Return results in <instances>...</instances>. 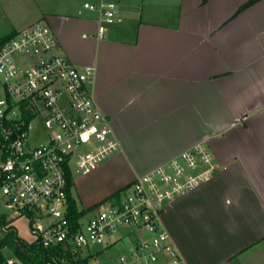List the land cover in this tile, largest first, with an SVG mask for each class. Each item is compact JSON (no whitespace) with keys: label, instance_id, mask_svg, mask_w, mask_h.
<instances>
[{"label":"crops","instance_id":"0c3cea01","mask_svg":"<svg viewBox=\"0 0 264 264\" xmlns=\"http://www.w3.org/2000/svg\"><path fill=\"white\" fill-rule=\"evenodd\" d=\"M51 1L0 0V9L4 36L44 19L75 67L95 68L94 99L119 149L73 181L77 208L203 142L218 171L167 205L163 227L186 264H264V0L237 15L248 0H141L137 12L116 8L103 39L97 13Z\"/></svg>","mask_w":264,"mask_h":264},{"label":"built area","instance_id":"2783aa9c","mask_svg":"<svg viewBox=\"0 0 264 264\" xmlns=\"http://www.w3.org/2000/svg\"><path fill=\"white\" fill-rule=\"evenodd\" d=\"M83 9L97 13L95 38L103 39L115 22V4L86 3ZM95 74L94 67L69 61L44 19L0 43V194L10 212L5 222L27 220L33 239L26 243L42 251L44 264H101L104 249L129 237L134 242L113 264H186L162 216L168 204L216 175L218 164L203 142L136 177L111 199L77 208L75 220L69 217V181L119 149L94 99ZM35 123L44 133L38 144L31 139ZM0 254L2 264H22L7 247Z\"/></svg>","mask_w":264,"mask_h":264},{"label":"rangeland","instance_id":"374dc122","mask_svg":"<svg viewBox=\"0 0 264 264\" xmlns=\"http://www.w3.org/2000/svg\"><path fill=\"white\" fill-rule=\"evenodd\" d=\"M43 2H48V6L51 8H55L54 3H52L51 0H41ZM100 0H70L71 4L78 6L79 9L83 8V5L88 4H99ZM113 2L116 5V8L119 6L121 7H130V9L133 12H137L138 8H140L141 0H105V3ZM9 20L7 19V14L4 13L2 9H0V39L6 34V30L8 28ZM81 34V33H80ZM87 36V33L85 34ZM31 139L33 144H38L40 141L44 139V133L37 127V124L35 123L33 126V131L31 132ZM1 150H0V159H1ZM116 152L109 157H107L105 160H103L98 167H100L103 163L107 162L109 159H111ZM97 167V168H98ZM96 168V169H97ZM95 169V170H96ZM93 170L92 172H94ZM90 172V173H92ZM88 173V174H90ZM125 173L124 170L121 168H118L113 170V173L108 172V170L101 176V178L98 180L97 184L98 186L102 185H109V181H111V178H115L117 176H121ZM86 174V175H88ZM83 175H78L73 177V181L76 182L77 179L82 177ZM10 212L4 207L2 200H1V194H0V215H4L6 217L9 215ZM11 226L15 229V232L17 236L24 240L25 242H31L33 237L30 234L29 231V224L25 218H17L11 222ZM119 238L117 235H115V238ZM130 242L127 238H122L120 240H117V242L111 244L107 247L105 252L102 254L100 258L101 264H113L115 260L120 256L126 253L128 246ZM97 247H95L96 249Z\"/></svg>","mask_w":264,"mask_h":264},{"label":"trees","instance_id":"16d2710c","mask_svg":"<svg viewBox=\"0 0 264 264\" xmlns=\"http://www.w3.org/2000/svg\"><path fill=\"white\" fill-rule=\"evenodd\" d=\"M260 0H248L244 4H242L235 15L239 14L243 10L252 6ZM205 2V0H203ZM14 33L6 35L0 39V43L6 41ZM73 186V182L70 180L67 191V199H68V207H69V217L71 220H75L79 214L77 212V206L75 200L71 197V187ZM7 247L12 252L14 256L19 258L22 264H44L42 260V251L35 248L33 244H28L24 240L20 239L15 229L8 225L5 222V218L3 215H0V248ZM4 261L3 256L0 254V264Z\"/></svg>","mask_w":264,"mask_h":264}]
</instances>
